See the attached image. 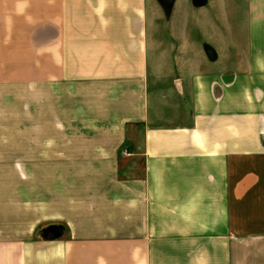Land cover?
<instances>
[{
  "label": "crops",
  "instance_id": "crops-1",
  "mask_svg": "<svg viewBox=\"0 0 264 264\" xmlns=\"http://www.w3.org/2000/svg\"><path fill=\"white\" fill-rule=\"evenodd\" d=\"M2 150L0 264H264V0H0Z\"/></svg>",
  "mask_w": 264,
  "mask_h": 264
},
{
  "label": "rangeland",
  "instance_id": "rangeland-1",
  "mask_svg": "<svg viewBox=\"0 0 264 264\" xmlns=\"http://www.w3.org/2000/svg\"><path fill=\"white\" fill-rule=\"evenodd\" d=\"M7 153H5V152H3V150L2 151H0V155H6ZM3 158V157H2ZM5 158V157H4ZM8 213V211L6 210V209H3L2 210V213L1 214H7ZM17 214V216H21V214H23V212L21 213V212H18V213H16ZM12 215H13V213H12ZM2 220H5V219H2ZM9 220V219H8ZM23 224L22 222H18V224Z\"/></svg>",
  "mask_w": 264,
  "mask_h": 264
}]
</instances>
